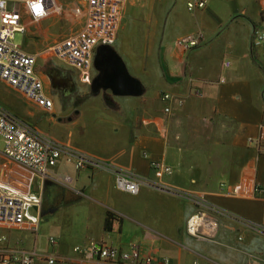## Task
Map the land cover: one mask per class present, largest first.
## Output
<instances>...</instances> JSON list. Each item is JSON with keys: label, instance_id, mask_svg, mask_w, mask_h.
Masks as SVG:
<instances>
[{"label": "crops", "instance_id": "1", "mask_svg": "<svg viewBox=\"0 0 264 264\" xmlns=\"http://www.w3.org/2000/svg\"><path fill=\"white\" fill-rule=\"evenodd\" d=\"M190 1L125 0L115 36L97 46L91 71L71 67L77 91H54L37 65L52 111L31 100L24 108L0 92V106L38 133L165 187L144 183L132 195L110 172L79 169L65 157L38 176L8 158L0 142V183L40 199L22 225L0 226V248L36 251L35 264H48L49 253L56 264H111L88 251L134 245L139 264H264V41L253 43L254 30L264 31V0H204V8L189 10ZM80 14L71 33L86 24ZM23 20L35 35L42 20ZM198 33V47L177 45ZM122 76L129 84L121 85ZM155 160L172 173L153 168ZM198 198L230 215L210 212ZM199 209L219 221L212 239L188 233ZM108 213L116 217L110 232Z\"/></svg>", "mask_w": 264, "mask_h": 264}, {"label": "built area", "instance_id": "2", "mask_svg": "<svg viewBox=\"0 0 264 264\" xmlns=\"http://www.w3.org/2000/svg\"><path fill=\"white\" fill-rule=\"evenodd\" d=\"M59 0H0V79L22 93L29 100L48 111L54 108V100L47 93L44 80L37 70L38 60L43 52L30 53L15 42L16 33H27L28 24L24 22L25 14L30 15L32 22H39L48 17L58 8ZM77 2L74 14L79 17L81 12L86 16V24L79 31L57 40L48 51L59 60L65 62L84 74H88L94 64L97 46L112 42L119 23L120 9L125 0H72ZM40 3L43 15H37L33 4ZM206 1L192 0L188 9L204 8ZM254 44L264 41V31L255 29ZM202 34L185 35L177 40V45L186 50L200 45ZM200 94V91H197ZM166 99L170 95H165ZM169 110V109H167ZM252 141V140H251ZM0 142L8 158L30 169L34 174L47 176L61 157L75 161L77 168L91 166L113 174L116 187L124 192L137 195L141 186L147 185L156 189H164L161 184L146 179L134 171L119 168L109 162L94 158L86 153L75 150L70 145L56 141L49 136L38 133L28 123L14 117L0 106ZM152 167L165 173H172V168L160 161H153ZM257 193L263 192L259 186ZM40 199L34 194L21 192L9 185L0 183V226L22 225L31 217V209ZM197 204L207 207L210 212L227 214L223 208L198 198ZM209 211L197 210L187 222L188 233L199 239H212L219 227L218 219ZM40 217L35 218L34 231L39 230ZM52 246L58 244L56 237H50ZM76 251L84 250L77 247ZM91 258L111 264H139L141 260L138 246L130 250L115 247L95 246L88 251ZM38 253L22 248H0V264H35ZM48 264H56L55 253L43 255ZM147 264L152 258L146 259ZM160 264H171L169 258L161 260Z\"/></svg>", "mask_w": 264, "mask_h": 264}, {"label": "rangeland", "instance_id": "3", "mask_svg": "<svg viewBox=\"0 0 264 264\" xmlns=\"http://www.w3.org/2000/svg\"><path fill=\"white\" fill-rule=\"evenodd\" d=\"M60 1H62L60 2L61 5H64L63 2H65L64 8H62L60 5L59 8L52 11L48 17L42 20L40 27L38 26L39 27L37 29L38 32H36L35 35H31L32 31L34 30L33 28L30 29L31 34L29 32L25 34L16 33L15 42L26 50H30L33 52H39V51L43 53L45 52L40 57L38 63L39 65L51 64L53 65V68L59 67L65 70H69L72 68L69 65H67L65 62L55 57L53 53L48 51V48L57 40H61L65 36L69 35L72 32V28H77L78 26L76 27L75 24H78L81 21L80 17L82 18V16L77 17L74 14L73 11L74 8H76L75 6L77 4L75 5L73 1H69V0H64V1L60 0ZM25 16L30 18L29 14H25ZM35 36L39 38H35ZM52 87L54 88V91L61 90V85L58 83L52 82ZM78 89H79L78 83H74V87L71 86L70 88L71 91H77ZM10 90L12 92H10ZM15 91H13V88L10 89L5 83H2V81H0V92L3 93L5 97L11 100H18L22 107L27 108V106L30 105L29 99L20 92L18 94ZM54 97L58 103L59 101H61V95H59L58 93H55Z\"/></svg>", "mask_w": 264, "mask_h": 264}, {"label": "flooded vegetation", "instance_id": "4", "mask_svg": "<svg viewBox=\"0 0 264 264\" xmlns=\"http://www.w3.org/2000/svg\"><path fill=\"white\" fill-rule=\"evenodd\" d=\"M39 70H41L45 75H47L52 82L58 83L61 85V90L63 91H69L71 86L74 87V83L72 84L70 82L71 77L77 76V71L73 69L65 70L59 67H54L53 65H47V64H38ZM55 69V70H54ZM77 83V81L75 82Z\"/></svg>", "mask_w": 264, "mask_h": 264}, {"label": "trees", "instance_id": "5", "mask_svg": "<svg viewBox=\"0 0 264 264\" xmlns=\"http://www.w3.org/2000/svg\"><path fill=\"white\" fill-rule=\"evenodd\" d=\"M116 220V217L112 213H108L106 220H105V231L110 232L113 229L114 221Z\"/></svg>", "mask_w": 264, "mask_h": 264}, {"label": "clouds", "instance_id": "6", "mask_svg": "<svg viewBox=\"0 0 264 264\" xmlns=\"http://www.w3.org/2000/svg\"><path fill=\"white\" fill-rule=\"evenodd\" d=\"M37 15H43L42 7L40 3H35L32 5Z\"/></svg>", "mask_w": 264, "mask_h": 264}, {"label": "water", "instance_id": "7", "mask_svg": "<svg viewBox=\"0 0 264 264\" xmlns=\"http://www.w3.org/2000/svg\"><path fill=\"white\" fill-rule=\"evenodd\" d=\"M120 79H121V85L129 84V83H127V81H126V79L124 78V76H122ZM124 87H127V86H124Z\"/></svg>", "mask_w": 264, "mask_h": 264}]
</instances>
